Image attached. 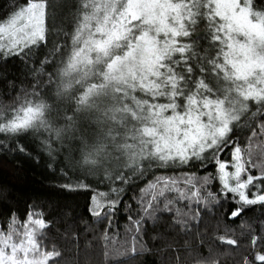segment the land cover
<instances>
[{"label": "snow or ice", "instance_id": "1", "mask_svg": "<svg viewBox=\"0 0 264 264\" xmlns=\"http://www.w3.org/2000/svg\"><path fill=\"white\" fill-rule=\"evenodd\" d=\"M11 3L0 16V59H28L52 43L41 68L53 69L46 75L54 97L36 88L17 95L0 107V135H46L49 154L54 141L77 139L84 172L114 184L152 172L140 190V214L128 217V246L117 250L114 264L137 254L143 224L157 213L187 227L201 206L219 203L207 190L213 180L238 205L231 218L264 207V0H75L61 6L69 29L55 35V0ZM18 150L26 152L22 144ZM209 164L215 176L193 171ZM181 169L178 176L153 171ZM60 187L94 192L90 211L97 217L114 213L123 192L95 191L80 178ZM50 226L41 209L23 218L9 213L0 223V264H59L62 253L45 243ZM259 239L252 237L253 247ZM218 240L239 246L228 236ZM255 260L264 264V254Z\"/></svg>", "mask_w": 264, "mask_h": 264}, {"label": "trees", "instance_id": "2", "mask_svg": "<svg viewBox=\"0 0 264 264\" xmlns=\"http://www.w3.org/2000/svg\"><path fill=\"white\" fill-rule=\"evenodd\" d=\"M74 2L55 0L58 7L50 21L56 25L53 35L60 27L69 29L67 12L61 6H71ZM10 7L11 0H0V16ZM57 39L62 41L64 38ZM51 48L52 43L41 46L28 59H0V107L11 105L17 95L33 88L46 99L54 97V86L48 83L46 75L53 69L49 64L41 68V61ZM60 111L64 112L66 108L61 105ZM246 138L244 132L238 136L242 144ZM45 139L46 135L38 133L19 137L0 135V223L9 213L23 218L30 208L41 209L51 225L46 230L45 243L62 253L59 264H114L117 250L123 253L128 246V217L137 218L140 214V190L153 179L152 172L128 184H114L99 173L84 172L79 164L83 146L77 139L54 141L51 154L43 143ZM20 144L26 152L18 150ZM221 158L226 159L227 154ZM153 171L157 175L173 176L183 172L182 169ZM193 171L200 176L216 175L213 164ZM69 178L72 181L80 178L100 192H109L111 187L123 188L118 208L108 216L103 213L100 217L94 216L89 199L94 192L63 190L60 185ZM221 189L218 179L208 185L207 190L216 194L219 203H211L206 209L201 206L197 219H189L187 227L176 225L170 213H157L156 219L146 221L139 233L138 252L123 257L126 264H195L197 259H218L220 264H243L247 259L250 264H261L255 260V255L264 254V207L255 205L231 218V211L238 205L231 198L232 194L223 197ZM179 206L183 207V203ZM196 207L192 206L193 211ZM219 236L237 239L239 246L222 244ZM253 236L261 238L254 247Z\"/></svg>", "mask_w": 264, "mask_h": 264}]
</instances>
